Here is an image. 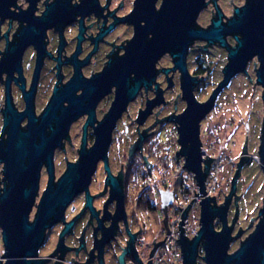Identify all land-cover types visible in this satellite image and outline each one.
<instances>
[{"label": "flooded vegetation", "instance_id": "1", "mask_svg": "<svg viewBox=\"0 0 264 264\" xmlns=\"http://www.w3.org/2000/svg\"><path fill=\"white\" fill-rule=\"evenodd\" d=\"M162 2L0 4V144L39 146L33 153L26 145L21 157L24 164H39L29 223L37 218L50 179L45 156L51 158L52 190L69 165L75 167L67 184L71 198L62 211L60 206L53 208L56 215L47 220L52 224L43 229L36 255L13 259L29 264H183V259L174 262L164 252L162 196H172L167 210L178 204L179 180L174 171L183 157L177 152L180 144H191L178 140L186 123L185 77L191 79L196 100L206 101L223 78L229 51L242 36L223 33L225 46L193 39L184 55L185 76L175 66L178 49L151 45L154 35L148 20L153 11L158 14ZM246 3L206 0L195 26L206 30L219 19L225 27ZM205 14L207 22L200 23ZM247 63L246 70L260 65L256 57ZM242 73H235L200 120V144L226 140L221 117L231 119L221 116L218 108L226 89ZM244 182L240 175L226 210L231 229L228 255L248 239L261 219L258 214L252 220L241 217ZM229 189L231 181L227 191L218 190L213 205L223 204ZM156 212L160 229L149 239L150 215ZM213 222L215 231H221V222ZM1 241L0 232V250H4ZM201 242L195 264H205ZM4 252L0 264L10 259Z\"/></svg>", "mask_w": 264, "mask_h": 264}, {"label": "water", "instance_id": "2", "mask_svg": "<svg viewBox=\"0 0 264 264\" xmlns=\"http://www.w3.org/2000/svg\"><path fill=\"white\" fill-rule=\"evenodd\" d=\"M12 0H0V4H9ZM206 0H163L161 9L157 13L153 11L151 19L148 20L149 27L153 32L151 45L154 48L165 50L178 49L175 55L177 60L175 66L180 67L186 76L183 60L189 44L193 39L206 40L208 43L219 41L222 46L226 43L223 33H239L242 38L237 39V47L229 51V62L223 69V78L212 90L208 99L199 103L193 95L191 79L185 77L188 86L184 87V94L188 105L183 113L186 123L180 128L178 140L190 141L191 144H180L181 148L177 156L183 157L182 167L193 173L199 186V192L194 195H205V179L209 172L210 163L214 159L206 156L202 158L201 145L199 142V122L205 117L214 104L217 95L227 86L230 79L238 72H246L247 62L257 58L260 62L255 70L256 84L262 87V102L264 105V0H247L241 10H236V15L228 21L225 27L221 26L220 20L212 22L209 29L197 28L195 25L200 12L205 8ZM249 76V75H248ZM250 78V76H249ZM251 80V79H250ZM252 82V81H251ZM255 82H253L254 84ZM254 88V86H253ZM253 94V93H252ZM252 98V95H251ZM250 98V100H251ZM261 125L260 141L258 147L259 167L264 175V111ZM23 136H28L24 134ZM26 145H30L33 153L38 150L34 144H0V162L3 163V180L7 184L0 186V232L1 243L4 246L5 256L10 258L5 264H29L25 259H13L14 257H27L36 255L43 238L47 220L55 216V206L63 207L70 200L68 183L74 171V166L69 165L66 173L61 176L58 186L52 190V164L50 156H45L48 163L50 179L44 191L38 211L37 218L29 223L28 215L33 205V198L38 179L39 164L29 162L23 163L22 153ZM107 144H104L106 147ZM40 146L45 147V144ZM240 160L231 178V189L223 204L215 206V196H205L200 202V224L201 227L189 239L184 234L183 223L190 208L191 201L181 212L179 223V235L177 238L181 250L183 264H195L198 254V245L202 241L203 256L205 264H264V184L262 209L258 216L260 223L247 240L232 254L226 252L229 248L231 229L227 228L226 210L231 195L235 192V186L241 175V167L249 161L247 155V141L242 146ZM204 166L202 167V164ZM172 201L169 193L162 196V210L166 232L170 230L167 225V206ZM221 222V231H215L214 220ZM198 222V223H199ZM166 235V234H165ZM3 254V253H2ZM1 256V255H0Z\"/></svg>", "mask_w": 264, "mask_h": 264}, {"label": "rangeland", "instance_id": "3", "mask_svg": "<svg viewBox=\"0 0 264 264\" xmlns=\"http://www.w3.org/2000/svg\"><path fill=\"white\" fill-rule=\"evenodd\" d=\"M207 15L205 14L200 18V23L204 24L207 22ZM213 80L214 76L208 80L207 90L212 85ZM253 82L255 83L253 84ZM261 93L262 88L256 84L255 66L252 65L249 66L247 74L242 73V75L235 78L230 87L226 89V95L220 100L218 109L222 112L221 116L225 117V119H231L226 121L221 117L222 124L220 125L226 140L221 138L219 142H212L213 144H211V141H208L209 143L207 144H202L208 149L210 154L214 152L216 155H221L220 159H222L223 168L218 175L217 192L219 189L227 191L226 189L229 188L231 172L228 168H230L231 164H237L245 141H247L248 157L258 154L259 135L261 133L262 114L264 111ZM220 113H216L215 117L217 118ZM211 145L213 146L212 148H210ZM241 168V177L245 180L241 188L242 192H244V199L241 203V217L244 220H252L256 218L262 204L264 175L258 162L251 159ZM181 171L180 178H178L180 184L182 181L186 182L188 173L187 169ZM232 176L233 174L231 178ZM194 210H196V216H199L200 206L197 204L188 211L189 218L194 214ZM157 213H151L150 215V231L146 235L149 239L154 238L160 229L159 214ZM165 253L166 256L172 258V250L165 249Z\"/></svg>", "mask_w": 264, "mask_h": 264}, {"label": "built area", "instance_id": "4", "mask_svg": "<svg viewBox=\"0 0 264 264\" xmlns=\"http://www.w3.org/2000/svg\"><path fill=\"white\" fill-rule=\"evenodd\" d=\"M213 146L211 145L210 148H212ZM201 154H202V158L206 159V156L208 157H212L214 158L211 163H210V168L208 169L209 172L207 173L206 179H205V195H194V191L195 193H198L199 191V186L194 178L193 173H191L190 171H188L187 173V180H185L186 182L182 181V183L178 185V190L177 193L179 195V202L177 205L170 207V209L168 210L167 214V225H168V229L170 230L168 233L165 231V249H170L172 250V260H174V262H181V250H180V246L178 244L177 238L179 235V221L181 218V212L184 211L185 207L188 205L189 201H191L193 198V201H191L190 204V208L188 211L191 210V208L195 205H200L201 198H204L205 196H217V191H216V186H217V182H218V175L221 172L222 168H223V162L221 158V155H216L214 152L213 153H209L208 149H206L203 145H201ZM249 158L251 160H254L256 162L259 161V157L258 154L257 155H252L249 156ZM249 159V160H250ZM184 164V160L182 159V161H180L174 171V174L177 175L178 178H180V174L182 173L181 170L185 169L184 167H182ZM204 166V163L202 164V167ZM2 168V165L0 164V170ZM231 172L230 174V178L231 179V175L234 174L235 169H236V165L235 164H231L230 168H228ZM3 173L0 171V179L2 178ZM233 177V176H232ZM1 188H3V181H1L0 183ZM186 218L184 220L183 223V230H184V234L186 235L187 238L192 239L194 234L199 230V228L201 227L200 224V212H199V216H196V210H194V214L189 218V213L186 212ZM162 214V213H161ZM164 215V214H162ZM199 222V223H198ZM3 249L0 250V255H2L3 253ZM165 252V251H164ZM166 254V253H165Z\"/></svg>", "mask_w": 264, "mask_h": 264}]
</instances>
